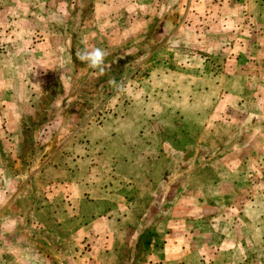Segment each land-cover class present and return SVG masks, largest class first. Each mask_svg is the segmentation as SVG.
<instances>
[{"label":"rangeland","instance_id":"1","mask_svg":"<svg viewBox=\"0 0 264 264\" xmlns=\"http://www.w3.org/2000/svg\"><path fill=\"white\" fill-rule=\"evenodd\" d=\"M187 1L0 0V264H264V92Z\"/></svg>","mask_w":264,"mask_h":264},{"label":"crops","instance_id":"2","mask_svg":"<svg viewBox=\"0 0 264 264\" xmlns=\"http://www.w3.org/2000/svg\"><path fill=\"white\" fill-rule=\"evenodd\" d=\"M156 1L147 0L145 4H139V0H97L94 5L95 17L102 19L105 26L115 27L119 13L129 10L130 19L137 21L140 18L149 26L154 20L148 17L160 7ZM172 2L176 3V11H180L181 0H169V3ZM184 11L186 17L183 25L195 30L206 27L208 32L204 34L205 37L209 36L210 41L220 43L217 52L225 53L223 57L228 60H236L232 64L235 70L230 72L233 77L228 81L242 83V86L232 88L245 91L249 82L264 92V0H188ZM169 22L178 27L182 19L169 18L165 20L164 28L169 26ZM249 67L254 69L250 70Z\"/></svg>","mask_w":264,"mask_h":264},{"label":"clouds","instance_id":"3","mask_svg":"<svg viewBox=\"0 0 264 264\" xmlns=\"http://www.w3.org/2000/svg\"><path fill=\"white\" fill-rule=\"evenodd\" d=\"M81 43L84 45L83 49H78L76 52V57L82 63H85L88 68L99 70L101 73L104 72L105 68V57L107 52L99 47L89 48L87 44V37H81ZM111 84H115V80H110ZM118 91H123V85H117Z\"/></svg>","mask_w":264,"mask_h":264}]
</instances>
